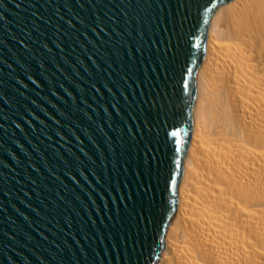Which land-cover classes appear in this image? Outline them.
Masks as SVG:
<instances>
[{"label": "water", "instance_id": "obj_1", "mask_svg": "<svg viewBox=\"0 0 264 264\" xmlns=\"http://www.w3.org/2000/svg\"><path fill=\"white\" fill-rule=\"evenodd\" d=\"M230 1L0 0V264H157Z\"/></svg>", "mask_w": 264, "mask_h": 264}, {"label": "bare ground", "instance_id": "obj_2", "mask_svg": "<svg viewBox=\"0 0 264 264\" xmlns=\"http://www.w3.org/2000/svg\"><path fill=\"white\" fill-rule=\"evenodd\" d=\"M208 35L157 264H264V0L221 4Z\"/></svg>", "mask_w": 264, "mask_h": 264}]
</instances>
